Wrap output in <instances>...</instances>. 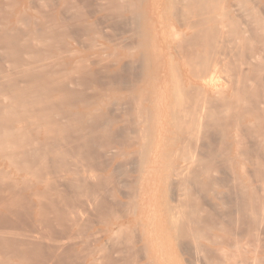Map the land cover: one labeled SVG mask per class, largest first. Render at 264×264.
<instances>
[{"label": "bare ground", "instance_id": "6f19581e", "mask_svg": "<svg viewBox=\"0 0 264 264\" xmlns=\"http://www.w3.org/2000/svg\"><path fill=\"white\" fill-rule=\"evenodd\" d=\"M43 1L0 0V178L6 176V181L12 180L14 186H24L27 182H32L29 194L24 192L25 197L32 199L40 190L39 184L50 182V178L40 181L43 178H40V171H43L41 163L45 152H40L43 156L39 162L40 154H36V151L41 148L38 145L42 148L45 144L50 145L49 147L51 144L52 147L62 145L61 142L66 138L68 140L73 133L76 135V144H82L81 151L83 147L96 154L103 149L101 152L104 159L105 156L111 158L108 165L102 163L106 167L101 173L111 177L114 170H122V173L126 170L115 169L118 164L116 157L123 150L120 148L126 146L124 153L134 152L137 155L140 152L142 159H139L142 162H138V169L135 167L137 173L132 179V191L127 194L128 202L133 205L132 217L112 222L109 224L110 228L108 226L109 230L112 226H118L117 231L112 232L115 236L119 235L120 239L126 233L122 232L123 229L133 225L145 227L141 216L148 209L151 212L149 224L158 222L167 237L170 249H179L181 254L188 255L184 264H264V243L256 241L255 235H259L256 231H264V14L260 11L264 5L260 4L263 5L262 8L256 9L252 3L256 0ZM259 12H262L263 17ZM80 85L82 88L93 86L95 93L86 98L88 91L86 89L85 93L79 90ZM124 115L133 116L136 126L133 127L134 123H130V126L127 125L129 122H125L124 128L128 126L133 129L130 137L125 133L127 141L120 135L119 141L116 137L122 132L120 128ZM126 118L129 121L132 119ZM213 133L216 134L215 140L218 138L216 142L220 144L213 142L218 145L217 148H211L213 143L208 144L209 146L206 144L207 147L203 150L205 138L212 139ZM100 138H105L108 144H105V139H102L105 142H101ZM121 139H125L122 140L124 143ZM103 145L108 148L104 149ZM68 146L72 148V145ZM57 147L61 149V146ZM19 148L26 150L19 151ZM56 148V152H53L55 159L65 154ZM130 155L132 163L134 161L137 166L138 157L133 160L134 154ZM219 157L222 158V168L218 163ZM79 159L75 158V163L73 158V162L68 161L76 164ZM48 160L51 161L49 157ZM65 160L63 161L66 163ZM131 160L128 159L127 165ZM57 161L59 163V159ZM60 162L62 163L61 160ZM119 163L121 168V161ZM49 164L52 172H57ZM66 166L62 165L65 167L63 174L68 171L75 173L66 171L69 165ZM84 167H81L82 170ZM89 170L91 173L94 171L89 168L87 174L84 172L86 179L100 180L97 176L100 177L101 174H96L97 170L93 174ZM127 171L133 172L128 168ZM218 173H222L223 177ZM217 174L221 179H218ZM46 176L52 177L49 174ZM65 180V183L71 181ZM132 180H127V183L130 184ZM85 182V179L82 183L78 182L79 186L67 184V188H79L77 191L71 190V194L74 191L79 193L80 189L81 194L88 181ZM99 183L97 181V185ZM10 184L9 187H12ZM122 185L124 184L120 186ZM90 186L88 185L89 188ZM101 186L97 188L103 189ZM224 187L226 196L222 191ZM61 189L63 190L62 186ZM57 190L59 191V187ZM86 192L88 191L83 193L87 195ZM11 193L14 195L13 191ZM39 193L43 194L42 191ZM125 193L119 195L126 197ZM221 193L228 198V203L221 199L222 205H229L225 216L222 215L226 213L225 209L222 211L217 207ZM6 201L9 199L5 203ZM2 203L4 204L3 201ZM7 204L4 205L8 206ZM225 206L227 210L228 207ZM216 207L223 212L220 213L223 217L217 214ZM30 211L32 215L35 208ZM120 212L123 214L124 210L118 213ZM119 214L118 218L122 216ZM74 218L73 221L77 219ZM108 218L110 219L109 216ZM99 220L97 219L98 224L101 222ZM103 220L102 224L105 222ZM6 232L5 229L0 230V234ZM119 232L123 234H117ZM132 234L131 241H134L137 233L135 236ZM260 234L264 237V233ZM112 237L113 235L110 236ZM35 238L36 234L31 239ZM38 238L41 239L40 236ZM115 239L112 238L111 242L122 241L121 243L129 245L133 243L130 244L129 239ZM49 241L52 244V240ZM58 242L61 244L62 240ZM145 242L147 245L151 243L150 240ZM37 244L41 246L42 243ZM31 245L32 243L29 246ZM60 247L62 245L59 249ZM51 248H54L53 245ZM132 248L131 245L129 249ZM141 249L139 253L145 250L143 247ZM133 250H130L131 253L137 255V250H134L136 253ZM58 253L56 252L57 255ZM100 254L103 255L102 250ZM125 254L124 258L128 257ZM104 255L97 256L96 259L101 261L100 259L107 256ZM0 256L3 255L0 253ZM19 256L17 254V258ZM117 256L122 260L119 254ZM11 257L14 258L13 255ZM1 261L0 264L11 263L8 259ZM92 261L89 263L93 264Z\"/></svg>", "mask_w": 264, "mask_h": 264}, {"label": "rangeland", "instance_id": "374dc122", "mask_svg": "<svg viewBox=\"0 0 264 264\" xmlns=\"http://www.w3.org/2000/svg\"><path fill=\"white\" fill-rule=\"evenodd\" d=\"M45 1L46 0H44L43 2L45 3ZM255 1V0H254ZM256 2H258L257 3V5H256ZM256 2H253L252 1V3L255 5V8L257 9H259V8H262V6L264 5V0H256ZM260 4H263L262 6H260ZM263 8H264V6H263ZM260 9V11H262L263 12V14H264V9ZM259 11V10H258ZM262 12H259L260 14H261V16H262ZM264 16V15H263ZM262 16V17H263ZM264 19V18H263ZM70 78H72V77H70ZM70 80V79H69ZM73 86V85H72ZM75 86V85H74ZM82 85H80V86H78L79 88L81 87ZM87 86V85H86ZM89 87L87 88V87H84V88H82L81 87V89H79L78 87L77 88H75L74 87V89H79V90H83V91H85V93H86V89H87V93H86V98H88V96H92L95 92H93V91H95V90H93V86H90V85H88ZM71 87V86H70ZM90 92V94H88ZM91 92H93V93H91ZM88 94V95H87ZM127 115V114H126ZM126 115H124V119L126 118V117H128L129 118V116H131V115H128V116H126ZM130 118H132V119H130ZM129 119H130V121L127 119H123L122 120V123H121V128H120V131H122L121 133H120V131H119V133L120 134H117V136H124L125 137V139H126V137L128 136V137H130V135H131V131H132V127L131 128H129L128 126V129H127V127L126 128H124V126H126L125 124L127 123V122H129V123H127V125H129L130 123L132 124V123H134L133 121L135 120V118L133 117V116H131ZM126 122V123H125ZM131 124H130V126H131ZM132 125H134L133 127H135L136 125H135V123L134 124H132ZM123 126V127H122ZM123 131H124V133H123ZM127 132V133H126ZM125 133H126V135H125ZM76 134V133H75ZM122 134V135H121ZM129 134V135H128ZM214 134V136H213V138L212 139H207V138H205V140H204V142H206V143H203V145H204V148H203V150H205L206 149V147L207 146H209L210 145V143L212 144L213 142L214 143H217L218 145L220 144V143H218V142H216L217 141V139L215 140V136H216V134L215 133H213ZM74 134L72 133V137H69L68 138V140H67V138L66 139H64V141H67V143H69L70 144V146L73 148H70L68 145L69 144H67V143H65L64 141H62L61 142V144L62 145H59V144H57L58 146H61V149L59 148V147H57V145H53L54 147H52V144H51V147H49L50 145H47V144H45V147L46 148H50V150H48V149H46L45 147H44V145H42L44 148H42L40 145H38V146H36V150L38 149V148H41V149H39V150H37L36 152V154H40V155H38V159H39V162H41V158H42V153L43 152H45L44 153V156H43V159L44 160H42V163H41V166H42V168H43V171H40V175H41V177L40 178H42V179H40V181H45V180H47V179H49L50 178V180H48V181H50V182H48L49 184H46V182L44 183V184H39L38 185V187H39V191H38V193H36L34 196H32L31 198L32 199H30V197L29 196H24V195H26L25 193H27V194H29V192H28V190H30L29 188H31L32 186L30 185L31 183L30 182H27L24 186L23 185H20V186H14L13 184H12V180H10L9 182L11 183H9V182H7L6 181V179H7V177L5 176V178L4 177H1L0 178V230H3V229H5V230H7V232L6 233H4V234H0V253H1V255H3V256H0V258H1V260L2 261H6L7 259L8 260H11V263L10 264H15V263H17V264H30L31 262V264H88L89 262H91L92 260H94V261H92V263L93 264H96V263H100V264H104V262H105V264H110L112 261L114 262H112L113 264H121L122 262V264H131L132 262L133 263H135V264H184L185 263V261L186 260H184V259H186V258H188V255H184V254H181V252L179 251V249H176L175 251L173 250V249H170V247L167 245V243H168V240H167V237H166V235L164 234V232H163V229L161 228V226L158 224V222L157 223H153V224H149V222H150V219H149V216H151V212L148 210V209H146V211H145V213L144 214H142V219H143V221H144V225H145V227H141V226H135V225H133L132 227H129V228H124L123 229V233H125V234H123L122 232H119V233H117V234H123V236L121 237L120 236V239H125V240H128V242L130 241V244L132 245V249H134V250H137V255L136 254H133V253H131V251L130 250H132V249H129V248H131V245H129V243H121L119 240V235H117V236H115V234H113V233H115L116 231H117V228H118V226H112L111 227V229L109 230L108 229V226H109V224L110 223H112V222H115V221H117V222H120V221H124V220H126V218H128V217H132V215H133V205L130 203V202H128L129 200H128V197H127V194H129V193H131V191H132V187H133V183H134V180H132V179H134V177H135V175H136V170L139 168V165L140 164H138V162L139 163H141L142 161L140 160V159H142V156L140 157V152H139V154H137V155H135V153L133 152V153H130V154H134L133 155V160H135V159H137V157H138V159L136 160L137 161V166H135L136 165V163H134V161H133V163H132V156L130 155V154H127V153H124V151L123 150H125L126 149V146L125 147H121L120 149L122 150V152H121V150H120V154L116 157V160H117V167H115V169H119V170H121V169H126L125 170V172L123 171V173H122V170H121V172H119L118 170H114V173H111L112 174V177H113V179H111L112 177L111 176H104V174H101V173H103L104 172V168L106 167L105 165H108V160L110 161V159L109 158H107L106 156H105V159H104V154L100 151V152H98V153H96L95 154V152H90V151H88L86 148H83L82 147V151H81V147H80V145L82 146V144H80L79 142V145H77L76 144V140L74 139V137L76 136V135H74ZM116 137L117 138V140H119L120 141V138L121 137ZM124 137H122V138H124ZM212 137V136H211ZM215 137V138H214ZM71 138H73V140H71ZM98 138V137H97ZM102 139H105V138H100V141L101 142H105V140H102ZM125 139H121V142L122 143H124V141H125ZM214 139V140H213ZM69 140H71V141H69ZM75 140V141H74ZM122 140H124V141H122ZM207 140H208V142H207ZM72 141L74 142V144H72ZM112 141V140H111ZM126 141H127V139H126ZM108 142H109V140H108ZM64 143V144H63ZM213 143V144H214ZM104 144V143H103ZM105 144H108L107 143V140H106V142H105ZM104 144V145H105ZM207 144V146L205 147V145ZM209 144V145H208ZM47 145V146H46ZM65 145H67V146H65ZM103 145V148L106 146H104ZM218 145H215L214 144V146H212V145H210L211 146V148L213 147V148H217L218 147ZM65 146V147H64ZM216 146V147H215ZM38 147V148H37ZM69 148L68 150L66 149V148ZM74 147H76V148H74ZM55 148L57 149V150H60V151H62V152H65V154L64 155H62L60 158H57V159H59V163H58V161H57V159H55L56 157H55V152H56V150H55ZM79 148H80V150H79ZM106 148H108V146L107 147H105L104 149H106ZM44 149H46V150H48L47 152H46V150L44 151ZM66 149V151H64ZM75 149H77L76 151H75ZM85 149V151H83ZM207 149H209V148H207ZM20 150H26V149H24V148H19V151ZM41 150V151H40ZM53 150V151H52ZM33 151V150H32ZM39 151V152H38ZM53 153V154H51V152ZM68 151H69V153H68ZM75 151V152H74ZM40 152H42V153H40ZM78 152V153H77ZM90 153V155H92V156H90V155H88V154ZM102 153V154H101ZM136 153H138V152H136ZM46 154H48V156H46ZM84 156H83V155ZM85 154H87V156L85 155ZM99 154H101V155H99ZM121 154L123 155L122 157H121ZM78 155H80V157H78ZM81 155H82V157H81ZM103 155V157H101ZM129 155H130V157H129ZM139 155V156H138ZM68 156H70L71 158H69ZM96 156L97 157V159H96V157L94 158V157ZM98 156H100V157H98ZM48 157H49V159L51 160V161H49L48 160ZM67 157H68V159H67ZM83 157L85 158V159H83ZM89 157V158H88ZM91 157V158H90ZM64 158V159H63ZM72 158H73V161H74V159L75 158H80L78 161H76V164H74L75 163V161H74V163H72L71 164V162H73L72 161ZM89 160H88V159ZM101 158V159H100ZM131 158V159H130ZM140 158V159H139ZM65 159H67V160H65ZM93 159H94V161H93ZM99 159V160H98ZM107 159V160H106ZM122 159H123V161H122ZM127 159V160H126ZM128 159L129 160H131V164H133L134 165V170L132 169V166L131 167H127V166H130L131 164L129 163V165H127V163L129 162L128 161ZM60 160L62 161V163H64V164H62L61 162H60ZM63 160H65L66 161V163L69 165H67L66 166V163L63 161ZM68 160H70V161H68ZM82 160H84V161H82ZM88 160V161H87ZM106 160V161H105ZM220 160H222V158L221 157H219L218 158V163H220L221 164V168L223 167L222 166V162H220ZM43 161H44V164H43ZM47 161V162H46ZM53 161H56V164H55V162L53 163ZM80 161V162H79ZM82 161V162H81ZM85 161H86V163H85ZM89 161H90V163H89ZM93 161V162H92ZM98 161V162H97ZM103 161V162H102ZM121 161V165H122V167L120 168V162ZM125 161H127V162H125ZM141 161V162H140ZM47 163V166L45 165L46 163ZM50 162H52L51 164L53 165V171H57V172H52V166H49L48 167V164L50 163ZM92 162V163H91ZM96 162H97V164H96ZM101 162V163H100ZM122 162H123V164H122ZM60 163H61V166H60ZM79 165H78V164ZM81 163H83V166L81 165ZM85 163V164H84ZM102 163H106L105 165L104 164H102ZM51 164H49V165H51ZM57 164L60 166H57ZM71 164V165H70ZM87 164V165H86ZM91 164V167L89 166ZM124 164H125V167H123L124 166ZM45 165V166H44ZM62 165L63 166H66L67 167V169H66V171H68V170H71V171H75V173H71L70 171H68V172H70V173H68V172H66L67 174H63V173H65L64 172V170H65V167L63 168L62 167ZM81 165V166H80ZM88 167V168H86V166ZM40 166V167H41ZM54 166H57L58 167V169L56 170V168L57 167H54ZM70 166H72V168L70 167ZM76 168V170H74V167ZM77 166V167H76ZM80 167V169H79V167ZM85 166V167H84ZM93 166H94V168H93ZM99 166V167H98ZM103 166V167H102ZM45 167V168H44ZM46 167H47V169H46ZM81 167H84V169L82 170V168ZM95 167H98V168H96L95 169ZM103 168V171H102V168ZM137 169H136V168ZM77 168L80 170H78L77 171ZM89 168H91L92 169V171H93V173H95V171H96V174H98V175H100L101 174V176L100 177H102V178H106V179H108L109 178V180H101L102 178H100L99 176H97L100 180H97L96 178L95 179H93V180H88V179H86L85 177H84V175L85 174H87L88 173V169ZM127 168L128 169H130V170H132L133 172H130V171H127ZM44 170H46V171H44ZM61 170H63L62 171V173H61ZM86 170V171H85ZM101 170V171H100ZM49 171V173H47ZM83 173H82V172ZM42 172V173H41ZM45 172H46V175H48L49 174V176H52V177H47L46 175H45ZM52 172V174H50ZM76 172H78L79 173V176H78V173H76ZM84 172H85V174H84ZM115 172H116V174H115ZM117 172H119V173H117ZM130 172V173H129ZM135 172V173H134ZM57 173L59 174L60 173V177L59 176H57ZM80 173H82V175L80 174ZM89 173H91V170H89ZM93 173H91V174H93ZM43 174V175H42ZM54 174H55V176H57V177H59L58 179H60L59 181H58V179H57V177L55 178V176H54ZM73 174H74V176H73ZM115 174V175H114ZM220 176H221V178L223 177L222 175V173H218ZM217 174V175H218ZM76 175V176H75ZM123 175H128V176H123ZM131 177H130V176ZM217 176L218 177V179H221V178H219L220 176ZM45 176V177H44ZM118 176V177H117ZM47 177V178H46ZM74 177H76V178H74ZM79 177V178H78ZM108 177V178H107ZM133 177V178H132ZM4 178V180H5V182H3L2 181V179ZM9 178V177H8ZM55 179L56 181H58L57 183L56 182H54L53 180L51 181V179ZM74 178V181H72V179ZM126 178H127V180L130 182V180H132V182L130 183L131 184V187H130V184L129 183H127L128 181L126 180ZM129 178V179H128ZM9 179H11V178H9ZM45 179V180H44ZM64 179V180H63ZM65 179H67V180H71V181H67L66 183H65ZM83 179H85V181L87 182V184H85V187H83L82 188V190H83V192L85 193V191H88V192H90L91 194H92V191H93V194L91 195L90 193H88V192H86L87 193V195L86 194H84L82 191H81V194H80V190H79V193L78 192H76L78 189H76V191H74V194H71V193H73V191H71V190H75L74 189V187H73V189H71V187H69V188H67L68 187V185H72V186H76V184H78V186L80 185L79 183H82L83 182ZM118 181V183L119 182H121V183H119L120 185L121 184H124V185H122V187L117 183V181ZM30 181H31V179H29ZM96 180V181H95ZM61 181V182H60ZM89 181H91V183L89 182ZM97 181H99L100 183L97 185ZM103 181V182H102ZM111 183V186H110V183ZM7 182V183H6ZM54 182V183H53ZM60 182V183H59ZM63 182H64V186L67 188V190H65V187L63 186ZM77 182V183H76ZM79 182V183H78ZM85 182V183H86ZM95 183L96 185H94L93 183ZM104 182H105V184H104ZM107 182V183H106ZM57 185H56V184ZM62 183V184H61ZM70 183V184H69ZM8 184H10L12 187H9V185ZM55 184V185H54ZM60 184V185H59ZM68 184V185H67ZM75 184V185H74ZM102 184H104V185H101ZM109 184V185H108ZM222 184V183H221ZM46 185H48L47 186V188L45 187ZM59 185V186H58ZM88 185L90 186V188L88 187ZM92 185H94V186H92ZM112 185H113V187H112ZM29 186H31V187H29ZM57 186V187H56ZM61 186L63 187V190L61 189ZM87 186V187H86ZM97 186H101V187H103V189L102 188H97ZM18 189H17V188ZM20 187V188H19ZM22 187V188H21ZM26 187H28V189H26ZM49 187V188H48ZM58 187H59V191H60V189H61V191H60V193H58L57 194V192H59L57 189H58ZM91 187H93L92 189H91ZM108 187H109V189H108ZM110 187H112V188H110ZM121 187V188H120ZM10 188V189H9ZM25 188V189H24ZM57 188V189H56ZM84 188H86L85 189V191H84ZM97 188V189H96ZM106 188L108 189V191H106ZM218 188H220V187H218ZM21 189H23V190H21ZM44 189H45V192H44ZM49 190V192H47L48 190ZM68 189H70V190H68ZM89 189V190H88ZM110 189H112V191L110 190ZM222 189V188H221ZM8 190V191H7ZM18 190H21V192L20 191H18ZM54 190V191H53ZM10 191V192H9ZM11 191H13V193H14V195L11 193ZM42 191V193L43 194H40L39 192H41ZM56 191V193H54ZM63 191V192H62ZM65 191V192H64ZM66 191H69L70 193H66ZM97 191V192H96ZM113 191H114V194H112L113 193ZM222 191H223V194L225 195V192H227L226 191V189H225V187H224V189H222ZM20 192V193H19ZM25 192V193H24ZM63 194H62V193ZM95 192V193H94ZM103 192H105V193H103ZM109 192H111V193H109ZM126 192V193H125ZM18 193V194H17ZM75 193H77V195L75 194ZM117 193V194H116ZM120 193H125L126 194V197H122V196H120L119 194ZM40 194V195H39ZM67 194V195H66ZM70 194V195H69ZM84 194V195H83ZM109 194H111V196H112V198H111V196L109 195ZM125 194H122L123 196L125 195ZM12 195V197H10ZM61 196V197H59V196ZM76 197H75V196ZM86 195V196H85ZM96 195V196H95ZM101 195V196H100ZM107 195V196H106ZM116 195V196H115ZM224 195L222 196V193L220 194V201H218L217 200V207L220 209V210H224L225 209V211H226V213H224V214H222L223 216H225L227 213H228V210H229V205L227 204V206H225L226 205V203L225 204H223L225 207H228L227 208V210H226V208H224V206L222 205V201L223 200H225L227 203H228V198L227 197H224ZM227 195V194H226ZM225 195V196H226ZM14 196H15V198H14ZM21 196H23V197H21ZM39 196H41V197H39ZM42 196H43V198H42ZM45 196V197H44ZM63 196H65V197H63ZM67 196V197H66ZM68 196H70V197H68ZM72 196V197H71ZM93 198H92V197ZM222 196V197H221ZM37 197V198H36ZM53 197V198H52ZM96 197H98V198H96V200H95V198ZM101 197V198H100ZM116 197V198H115ZM6 199H9V201H6L7 203H5V200ZM14 198V199H13ZM28 198V201L26 200V199ZM70 200H69V199ZM72 198V199H71ZM76 198V199H75ZM81 198V199H80ZM89 198V199H88ZM111 198V199H110ZM225 198V199H224ZM3 199V200H2ZM25 199V200H24ZM37 199V200H36ZM91 199V200H90ZM115 201H114V200ZM123 199V200H122ZM221 199H222V201H221ZM15 200V201H14ZM61 200V201H60ZM72 200V201H71ZM74 200V201H73ZM86 200L88 201L89 200V203L87 202L86 203ZM98 200V201H97ZM117 200H119L120 202H118ZM2 201L4 202V204H7L8 206H5L3 203H2ZM44 201V202H43ZM65 201V202H64ZM82 201V202H81ZM97 201V203H93V202H96ZM103 201V202H102ZM11 203V205H10V203ZM31 202H33V203H31ZM56 202V203H55ZM72 202H73V204H72ZM77 202V203H76ZM116 202V203H115ZM126 202V203H125ZM28 203H30V204H28ZM39 203V204H38ZM93 204V205H91V204ZM119 203H121V204H119ZM33 204V205H32ZM72 204V205H71ZM79 204V205H78ZM91 205L92 207V209L90 208V206L89 205ZM106 204V206H104ZM119 204V205H118ZM125 204V205H124ZM29 205H30V207H29ZM71 207H70V206ZM81 205V206H80ZM88 205V206H87ZM97 207H95V206ZM122 205V206H121ZM124 205V206H123ZM221 205V206H220ZM112 206V207H111ZM120 206V207H119ZM128 206V207H127ZM40 209H39V208ZM54 207V208H53ZM68 207H70L71 208V210H70V208H68ZM89 207V208H88ZM95 207V208H94ZM101 207V208H100ZM103 207V208H102ZM122 207V208H121ZM125 207H127L126 208V213H125ZM216 207V208H217ZM3 208V209H2ZM32 208V209H31ZM34 208H35V213L34 212H32L33 210H34ZM69 209V210H67V209ZM75 209V211H77V212H75L73 209ZM100 210H99V209ZM105 208V209H104ZM121 208V209H120ZM216 209V211H217V214L220 216V217H223L220 213H223L222 211H220L219 209ZM30 209H31V211H30ZM54 209V210H53ZM56 209V210H55ZM61 209V210H60ZM77 209V210H76ZM80 209L82 210V211H80ZM85 209H87V210H85ZM102 209H104V210H102ZM53 210V211H52ZM117 212H116V211ZM121 210H124V215L122 214V212H120V214L118 213L119 211H121ZM128 210V211H127ZM129 210L131 211V212H129ZM29 211L30 212H32V215L29 213ZM64 211V212H63ZM66 211V212H65ZM68 211L70 212V213H68ZM76 213H74V212ZM85 211V213H83ZM94 211H95V213H94ZM100 211V212H99ZM106 211H109L110 213L108 214V212H106ZM224 211V212H225ZM56 212V213H55ZM79 212V213H78ZM81 212V213H80ZM129 212V213H128ZM63 213H64V215H63ZM67 213V214H66ZM93 213V214H92ZM100 215H105V216H98V214ZM30 214V215H29ZM39 214V215H38ZM78 214H80V216L78 215ZM85 214V215H84ZM87 214V215H86ZM118 214L119 215H122V216H119V218H118ZM128 216H127V215ZM63 217H62V216ZM67 215L68 216H70V217H67ZM81 215H83V216H81ZM90 215V216H89ZM93 215V216H92ZM113 215V216H112ZM115 215H117L116 216V218L114 219L113 217H115ZM32 216V217H31ZM76 216V217H75ZM78 216V217H77ZM108 216L110 217V219L108 218ZM123 216H126V217H123ZM71 217H75V218H77V219H75L74 221H73V218H71ZM84 217V218H83ZM90 217V218H89ZM93 217V218H92ZM97 217V218H96ZM120 217H122V218H120ZM106 218V219H105ZM118 218V219H117ZM225 219L226 218H228V217H224ZM97 219L99 220V224L97 223L98 221H97ZM104 219V220H103ZM107 219H109V220H107ZM77 220V221H76ZM81 220V221H80ZM93 220V221H92ZM96 220V221H95ZM102 220L103 221H105L103 224L106 226H104L103 224H102ZM68 221H70V222H68ZM92 221V222H91ZM106 221H107V223H106ZM72 222H74V225H73V223ZM77 222V223H76ZM97 225H96V224ZM77 224H78V227L76 228V226H77ZM102 224V225H101ZM71 225V226H70ZM71 227H73V228H71ZM82 227V228H81ZM80 228V229H79ZM84 228V229H83ZM109 228H110V226H109ZM116 229V230H115ZM78 230V231H77ZM99 230V231H98ZM80 231V232H79ZM82 231V232H81ZM99 233H97V232ZM100 231H101V233H103L102 235H100L101 233H100ZM106 231V232H105ZM108 231V232H107ZM125 231V232H124ZM76 234H75V233ZM113 232V233H112ZM257 233H259V235L258 234H255L256 235V237L258 238H256V241H258L259 243H264V239H261L263 236V234L261 235L260 233H264V231L263 232H259V231H256ZM33 233V235H31ZM38 233H40V234H38ZM72 233L74 234V235H72ZM132 233H134V236L136 235V233H137V235L135 236L137 239L135 240V237H134V241H135V243H134V241L132 240L131 241V238L133 239V234ZM36 234V238L35 239H31V238H34V235ZM70 235V237H67L68 235ZM85 234V235H84ZM90 234V235H89ZM92 234L94 235L93 237H92ZM96 234V235H95ZM29 235H31V237H28ZM89 235V236H88ZM113 235V239H115V238H117V241H119V243H121V244H119L118 242H115L116 241V239H115V241L114 242H111L112 241V238H110V236H112ZM126 235V236H125ZM128 235V236H127ZM258 235V236H257ZM260 235H261V237H260ZM41 237V239L40 238H38V237ZM72 236H74V237H72ZM76 236H78V237H76ZM90 236H91V239H90ZM101 236V237H100ZM130 236V237H129ZM132 236V237H131ZM66 237H67V239H66ZM72 237V238H71ZM127 237V238H126ZM38 238V239H37ZM61 238V239H60ZM77 238V239H76ZM264 238V237H263ZM43 239V240H42ZM53 239H56L57 241H55V240H53ZM60 239V240H59ZM70 239H72V240H70ZM82 239V240H81ZM24 240V241H23ZM29 240H30V242H29ZM37 240V241H36ZM46 240V241H45ZM49 240H52V244H51V241H49ZM61 240H62V242H61ZM64 240V241H63ZM65 240H67V241H65ZM68 240H70V241H68ZM76 240V241H75ZM91 241V243H90V241ZM103 240H105V241H103ZM148 241V240H150V244L149 245H147V244H145L146 242L145 241ZM33 241V242H32ZM49 241V242H48ZM55 241V242H54ZM58 241H60L61 242V244L58 242ZM88 241V242H87ZM95 241H97V242H95ZM110 241V242H109ZM137 241V242H136ZM37 242H40V244H41V246L39 245V244H37ZM54 242V243H53ZM57 242H58V244H57ZM101 242V243H100ZM105 244H104V243ZM25 243V244H24ZM32 243V245L31 246H29L30 244ZM83 244V246H82V244ZM86 243V244H85ZM108 243H109V245H108ZM111 243V244H110ZM116 243V244H115ZM118 243V244H117ZM148 243V242H147ZM26 244H27V247H26ZM44 244L46 245V246H44ZM55 244V245H54ZM64 244V245H63ZM67 246H66V245ZM77 244V245H76ZM105 246H104V245ZM126 244V245H125ZM141 244V245H140ZM21 245V246H20ZM33 245H35V246H33ZM36 245H38V246H36ZM42 245H43V247H42ZM52 245H53V247L54 248H51L52 247ZM62 245V247H60V249H59V246H61ZM86 245V246H85ZM103 245V248L102 249H99L98 250V248H101V246ZM114 245H116V246H114ZM16 246V247H15ZM49 246V247H48ZM71 246V247H70ZM73 246V247H72ZM122 246H123V249H122ZM129 248H128V247ZM19 247L21 248V249H19ZM23 247H24V249H23ZM30 247V249H28ZM35 247V248H34ZM41 247V248H40ZM80 247H82L81 249H80ZM93 247V248H92ZM117 247H119L118 249H116ZM137 248V249H135V248ZM145 248V250L143 249V253H139V252H141V248ZM14 248V249H13ZM17 248V249H16ZM48 248V249H47ZM56 248V250H54ZM68 248H69V250H68ZM84 248V249H83ZM92 248V249H91ZM95 248L97 249V250H95ZM107 248V249H106ZM113 248V249H112ZM115 248V249H114ZM75 249V250H74ZM27 250V251H26ZM29 250V251H28ZM34 250H36L35 252H34ZM40 250V251H39ZM45 250V251H44ZM47 250V251H46ZM59 250V251H58ZM90 250V251H89ZM92 250L95 252V254H94V252H92ZM101 250H102V253H103V255L104 256H106V258H102V259H100L101 261H98V259H96L97 258V256H103L102 254H100L101 253ZM106 251V250H108V251H106L105 253H104V251ZM112 250H113V252H112ZM116 250V251H115ZM126 251V252H123V251ZM133 250V251H134ZM139 250V251H138ZM11 251V252H10ZM17 251V252H16ZM44 251V252H43ZM49 251H50V253L51 254H49ZM53 251V252H52ZM100 251V253H98ZM121 251V252H120ZM130 251V252H129ZM26 252V253H25ZM31 252V253H30ZM38 252V253H37ZM56 252L58 253V255L56 254ZM64 252V253H63ZM77 252H79V253H77ZM91 252V253H90ZM109 252V253H108ZM118 252V253H117ZM135 252V251H134ZM9 253H11V254H9ZM22 253V254H21ZM40 253V254H39ZM62 253V254H61ZM67 253V254H66ZM87 254V255H85V254ZM97 253H98V255H97ZM115 253H117V254H115ZM125 253H127V255H128V257L126 256L125 258H124V256L123 255H126ZM136 253V252H135ZM6 254V255H5ZM8 254V255H7ZM17 254H18V256H19V258H20V260H19V258H17ZM24 254V255H23ZM37 254V255H36ZM46 254H49V255H46ZM55 254H56V256H55ZM91 254V255H90ZM94 254V255H93ZM100 254V255H99ZM108 254H110V255H108ZM114 254V255H113ZM120 255L121 257H120V259H122V260H119L118 258V256L117 255ZM142 254H143V256H142ZM14 256V258H12L11 256ZM45 255H46V257H45ZM54 257H53V256ZM60 255V256H59ZM71 255V256H70ZM8 257V258H6V257ZM40 256V257H39ZM42 256V257H41ZM44 256V257H43ZM49 256V257H48ZM52 258H51V257ZM68 256V257H67ZM112 256V257H111ZM131 256V257H130ZM134 256V257H133ZM136 256V257H135ZM145 256V257H144ZM184 256H185V258H184ZM16 257V258H15ZM48 257V258H47ZM55 257H57L56 259L58 260L59 259V262L55 259ZM76 257V258H75ZM83 259H82V258ZM85 257V258H84ZM92 257V258H91ZM115 257H117L116 259H115ZM161 257V258H160ZM6 258V259H5ZM44 258L46 259V260H44ZM79 258V259H78ZM133 258V259H132ZM143 258V259H142ZM25 259V260H24ZM29 259V260H28ZM48 259H49V262H48ZM85 259V260H84ZM98 261H96V260ZM105 259H107V260H105ZM113 259V260H112ZM124 259H125V261H124ZM127 259H129V260H127ZM133 261H132V260ZM140 259V260H139ZM0 260V261H1ZM42 260V261H41ZM52 260H53V262H52ZM70 260V261H69ZM80 260V261H79ZM111 262H110V261ZM127 260V261H126ZM131 260V261H130ZM139 260V261H138ZM1 261V262H2ZM13 261V262H12ZM21 262V263H18V262ZM45 263H44V262ZM51 261V262H50ZM62 261V262H61ZM76 261V262H75ZM78 261V262H77ZM83 261V262H82ZM96 261V262H95ZM104 261V262H103ZM107 261V262H106ZM109 261V262H108ZM101 262H103V263H101ZM116 262V263H115ZM127 262V263H126ZM137 262V263H136ZM111 263V264H112ZM89 264H91V263H89Z\"/></svg>", "mask_w": 264, "mask_h": 264}]
</instances>
